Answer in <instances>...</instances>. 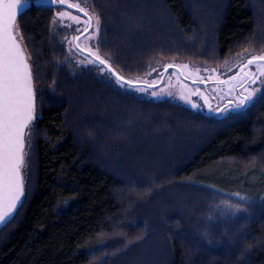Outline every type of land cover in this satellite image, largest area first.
I'll return each instance as SVG.
<instances>
[{
  "label": "trees",
  "instance_id": "1",
  "mask_svg": "<svg viewBox=\"0 0 264 264\" xmlns=\"http://www.w3.org/2000/svg\"><path fill=\"white\" fill-rule=\"evenodd\" d=\"M80 1L99 55L130 80L177 61L233 75L264 55V0ZM60 7L17 20L37 111L0 264H264V91L218 114L145 97L78 65Z\"/></svg>",
  "mask_w": 264,
  "mask_h": 264
},
{
  "label": "snow or ice",
  "instance_id": "2",
  "mask_svg": "<svg viewBox=\"0 0 264 264\" xmlns=\"http://www.w3.org/2000/svg\"><path fill=\"white\" fill-rule=\"evenodd\" d=\"M52 2L65 4L66 0H52ZM27 3L28 0H0V200L7 196L10 210L0 212V224L7 222L6 217H11L17 204L21 203V196L25 194V175L22 174V170L26 172L29 168L30 145L34 129L32 121L36 118L32 67L22 47L23 37L21 36L18 40L19 33L16 31L17 12ZM70 6L88 15L79 3ZM65 15L64 12L59 14L61 18ZM71 19L78 18L71 17ZM89 19H91L90 16ZM52 22L56 24L57 20L54 18ZM97 24L99 25V17H97ZM99 31L98 26L97 32ZM92 47L96 49V55L91 63L97 71H102L100 66L107 64L108 61L99 55L98 44ZM259 61H264V55H252V59L247 60L245 67L257 64ZM109 71H114L110 65ZM241 71H244V68H241ZM257 73L258 76H264V64H257ZM257 73L249 72L253 83L258 78ZM118 78L121 81L124 80L122 76ZM261 84L264 85V81H261ZM129 85H132V81H126L121 86ZM261 91H264V88L256 90V95L250 92L249 97L241 100L238 107L251 104ZM26 145L29 151L25 150ZM240 198L246 199L243 196ZM229 207L239 210L237 205H229Z\"/></svg>",
  "mask_w": 264,
  "mask_h": 264
},
{
  "label": "rangeland",
  "instance_id": "3",
  "mask_svg": "<svg viewBox=\"0 0 264 264\" xmlns=\"http://www.w3.org/2000/svg\"><path fill=\"white\" fill-rule=\"evenodd\" d=\"M66 1L69 2L71 5H75L79 3L80 7L84 8L85 11L87 12L90 11L81 3L80 0H66ZM208 3L209 1L206 0L204 4L210 6V4ZM61 12H64L66 14L62 18L59 16ZM57 13H58V19H57V23L55 24L56 29H59L63 32V34L65 35L67 45L71 50V53L78 58L77 55L79 53L76 50H74L73 43L75 44V40L77 38V35L80 33V31L85 30L88 27V20L84 16H82L79 12H75L74 9L71 8L60 7L57 9ZM90 15L94 19L93 29L87 35H85L84 38L81 39L80 43L85 48L94 51L95 53L96 49L93 48L92 46L96 45L98 42L100 31L97 32V27L99 26V28H101V24H100V20H99V25L97 24V17H94L93 12L92 14L90 13ZM71 17H77L78 19L74 20L71 19ZM77 29H79V31H77ZM16 31L19 33L18 28L16 29ZM89 37H91V39H89ZM82 56L81 58L79 57L80 61L77 59V62L79 63L78 65L94 67L93 64L91 63L93 59H90L88 56H84V57ZM81 61H83V63H81ZM173 64L179 66L184 72V74L190 79L198 80L201 82H208V85L207 86L203 85L201 84V82H200L201 85H196L184 81L180 77L178 72L171 71L167 73L163 84L158 87L149 88L148 86H131L130 89L138 92L139 94L145 97H149L155 100L168 98L179 101L194 109L205 110L204 100L206 101V98L209 99V102L213 106L214 105L216 106L217 103L223 104L224 101L226 102L236 101L235 104L239 105L241 100H245V97L247 98L249 97L250 92H253V94L256 95V90L264 88V85L261 84V81H264V76H258L257 73V64H264V62H257V64L248 67L246 69V73L242 75V78L238 82L232 83L231 80H227L225 82H222V84L221 85L219 84L218 86L211 84L210 82L216 79L225 80L231 76L232 71L230 72V70H228L227 68H221L217 66H211L208 64L196 63L191 61H177L176 63ZM185 65H187V67H185ZM166 66L167 64H163L161 67H158V69L157 68L153 69L145 75L143 74L136 76L135 78H133V80L135 82L158 83L161 80V75H159V71L161 69H164ZM250 71L252 73H257L258 78L256 79L255 83L252 82V77L249 75ZM99 72L102 76L106 78H111L110 75L106 73L104 70ZM239 92H241L243 95H239ZM261 92H259V94ZM259 94L253 100V102L258 98ZM231 107H235V106L233 104H230L226 107L225 110ZM216 108H218V106Z\"/></svg>",
  "mask_w": 264,
  "mask_h": 264
},
{
  "label": "water",
  "instance_id": "4",
  "mask_svg": "<svg viewBox=\"0 0 264 264\" xmlns=\"http://www.w3.org/2000/svg\"><path fill=\"white\" fill-rule=\"evenodd\" d=\"M33 4H37V5L58 4V5L65 6V7H67V8L74 9L75 11H79L76 7H74V6H70L71 4H70L69 2H67V1L65 2V4H59V3H53L52 0H34V2L31 1V0H28V3L25 4L24 7H23L22 9H19V10H18V12H17V20H18V18H19V17H20V16H21L26 10H28L29 8H31ZM79 12H80L82 15H84L85 17H87L88 20H89V26H88V28H87L83 33H81L80 35H78L77 38H76V40H75L76 45H77L80 49L83 50V48L79 45V41H80V39H81L84 35H86L87 33H89V32L92 30L93 25H94V20H93V17H92L90 14H88V15L86 16V15L84 14V12H82V11H79ZM89 16L91 17V19H89ZM17 39L20 40V38H19L18 36H17ZM22 47H23V49H24V52H25L26 56L28 57V54H27V52H26V50H25V48H24L23 43H22ZM85 51H86V50H85ZM86 52L92 54V53L89 52V51H86ZM92 55L95 57L96 54H92ZM250 59H252V58H250ZM248 60H249V59H248ZM28 62H29V64L31 65V62H30L29 58H28ZM259 62H264V61H259ZM246 63H247V61L244 62L243 64H241V65L239 66L238 70H237L233 75H231V76L228 77L227 79L223 80V82H225V81H227V80H232V81H231L232 83H236V82H238V81L242 78V75H243L244 73H246V69H247L248 67L252 66V65H248L247 67H245ZM109 65H110V64L107 63V64H105L104 66L109 70ZM253 65H254V64H253ZM110 66H111V65H110ZM31 67H32V65H31ZM111 68H112L114 71H110V72H111V73H112V74H113V75H114L119 81H121V80L118 78V76H121V75H120L117 71H115V69H114L112 66H111ZM241 68H244V71H241ZM172 69H179V70L181 71V74H182V76H183L184 79L189 80V81H191V82L194 83V84H198V83H200V81H198V80H193V79H190L189 77H187V76L184 74V72L182 71V69H181L179 66H177V65H172V67H168V66H166V67L162 70V72H161V74H162V76H161V80H160L158 83L135 82V81H132V80H130V79L124 78L123 76H122V77L124 78V80L121 81V82L125 83L126 81H132V86H133V85H134V86H141V85H144V86H148V87H158V86H160V85L163 83L166 74H167L170 70H172ZM32 72H33V70H32ZM117 74H118V75H117ZM32 83H33V91H34V94H35V81H34V76H33V81H32ZM201 83H203V84L206 85V86L208 85V82H201ZM245 99H247V97H245ZM34 101H35V105H36V94L34 95ZM204 103H205V105H206V108H207L208 113H210V114H211V113L218 114V113L223 112V110L225 109V107H226L228 104H233L236 108L244 107V105H241V106L238 107V105L235 104L236 101H228L225 105H223V106L220 107L219 109L214 110L213 106H212L211 103L209 102V99L206 98V101L204 100ZM36 111H37V108L35 107V113H34L35 116H36ZM22 174H23V171H22ZM24 192H25V188H24ZM24 196H25V194H24L23 196H21V203L17 204L16 210H15L14 212H12L11 217H10V218L6 217L7 222H6V223H3V224H0V229H1L3 226H5V225H6V224H7V223H8V222H9V221L15 216L17 210L19 209V207L21 206V204H22V202H23V200H24ZM7 211H10V210L8 209V199H7V196H4V198H3L2 200H0V212H7Z\"/></svg>",
  "mask_w": 264,
  "mask_h": 264
},
{
  "label": "flooded vegetation",
  "instance_id": "5",
  "mask_svg": "<svg viewBox=\"0 0 264 264\" xmlns=\"http://www.w3.org/2000/svg\"><path fill=\"white\" fill-rule=\"evenodd\" d=\"M78 12H79V11H78ZM80 14H81V13H80ZM82 16H83V15H82ZM86 19H87V18H86ZM82 31H83V30H82ZM80 32H81V31H80ZM82 38H84V37H82ZM82 38H81V39H82ZM80 41H81V40H80ZM80 51H82V50H80ZM82 52H84V51H82ZM83 54H84V55H87L85 52H84ZM171 71H176V72H178V74L180 75V77H181L184 81L190 82L189 80H186V79L183 78V76H182V74H181V71H180L179 69H173V70H171ZM171 71H169V72H171ZM159 75H161L160 72H159ZM222 81H223V80H217V79H216V80H214V81H211L210 83H211V84H214V85H216V86H218L219 84H220V85L222 84ZM190 83H191V82H190ZM196 85H201V84H196ZM239 95H243V94H242L241 92H239ZM225 102H226V101H224L223 104H218V103H217V106L220 107V106L224 105Z\"/></svg>",
  "mask_w": 264,
  "mask_h": 264
},
{
  "label": "bare ground",
  "instance_id": "6",
  "mask_svg": "<svg viewBox=\"0 0 264 264\" xmlns=\"http://www.w3.org/2000/svg\"><path fill=\"white\" fill-rule=\"evenodd\" d=\"M82 15V14H81ZM89 54V53H88Z\"/></svg>",
  "mask_w": 264,
  "mask_h": 264
}]
</instances>
